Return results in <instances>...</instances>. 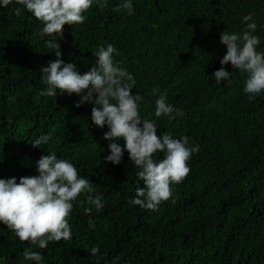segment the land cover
I'll return each instance as SVG.
<instances>
[{
  "label": "trees",
  "instance_id": "obj_1",
  "mask_svg": "<svg viewBox=\"0 0 264 264\" xmlns=\"http://www.w3.org/2000/svg\"><path fill=\"white\" fill-rule=\"evenodd\" d=\"M122 2L108 0L103 10L93 4L84 23L63 26L62 38L39 35L42 23L15 0L0 6V179L38 175L36 161L49 153L72 163L93 188L72 202L70 240L40 249L0 223V264H264V91L249 99L247 74L230 63L223 67L231 83L212 76L226 54L222 31L240 34L254 22L256 51L264 53V0H131L132 14L113 11ZM249 13L252 21L244 22ZM49 40L81 74L95 66L99 47L114 45V62L133 75L132 92L143 98L141 119L155 121L158 134L199 145L190 173L156 211L129 202L144 185L127 151L117 165L104 161L108 128L92 123V104L77 108L80 97L59 89L56 97L39 95L48 87L40 68L55 59ZM161 95L184 115L156 117ZM49 132L46 144L32 146ZM88 195L101 196L103 208L88 205ZM27 248L43 260H25Z\"/></svg>",
  "mask_w": 264,
  "mask_h": 264
},
{
  "label": "clouds",
  "instance_id": "obj_2",
  "mask_svg": "<svg viewBox=\"0 0 264 264\" xmlns=\"http://www.w3.org/2000/svg\"><path fill=\"white\" fill-rule=\"evenodd\" d=\"M13 0H0V6L8 7ZM23 5L34 18L43 25L39 35L61 37L63 26L82 24L84 15L93 4L101 10L107 7L108 0H15ZM127 10L133 13L131 0L113 8V11ZM20 8L14 14L20 15ZM252 14L243 17L244 22L252 21ZM256 24L247 23L240 34L222 31L220 43L226 46V54L220 60L222 67L212 74L216 81L230 80L231 72L223 65L230 63L233 69L247 74L243 91L249 99L264 91V53L257 52L260 40L252 33ZM52 49L55 59L47 66L40 68L42 83L48 85L39 95L56 97L57 89L69 95L75 93L80 97L75 107L85 102L92 104L91 121L99 128L107 126L108 131L103 139L108 144L109 155L105 162L113 165L120 163L124 152L137 167V179L144 187L136 189V198L129 202L141 208L156 211L158 206L172 198L173 184L181 183L190 173L188 161L199 151V145L189 147V137L173 138L170 132L158 134L155 121L142 120L139 104L143 98L133 94L136 84L133 75L113 60L117 49L112 44L99 47L96 52L95 66L81 74L72 62L65 63L57 40L45 42ZM14 99V98H10ZM184 115L178 109L166 103L161 95L155 101V116H168L176 119V115ZM142 125V126H140ZM52 133L40 135L32 143L33 147L46 144ZM124 141L123 148L117 143ZM163 153L162 159H154L156 153ZM2 159V157H0ZM38 175L19 178L0 179V223L11 230L21 242L46 249L50 241L59 242L72 238L68 216L73 208V201L81 193H92L93 188L88 179L81 177L76 167L67 160L58 159L55 154L42 155L36 161ZM82 204L85 201L81 202ZM86 203L97 211L103 208L101 196L88 195ZM85 213L90 215L92 207H86ZM89 228H94L95 221H88ZM98 247H92L90 253L96 255ZM25 260L40 262L43 255L27 248L22 253Z\"/></svg>",
  "mask_w": 264,
  "mask_h": 264
}]
</instances>
